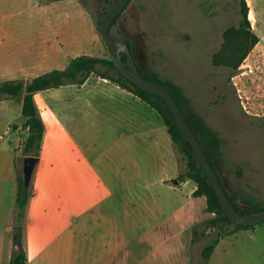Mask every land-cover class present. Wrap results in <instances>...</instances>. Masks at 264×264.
I'll return each mask as SVG.
<instances>
[{"label":"rangeland","instance_id":"374dc122","mask_svg":"<svg viewBox=\"0 0 264 264\" xmlns=\"http://www.w3.org/2000/svg\"><path fill=\"white\" fill-rule=\"evenodd\" d=\"M112 1L0 0V81L28 82L52 68H64L82 53L112 57L99 29ZM248 4L252 29L259 38L255 44L247 40V54L235 69L215 65L212 59L233 45L224 32L241 23V0H129L111 27L132 42L144 70H156L178 82L193 107L225 138L226 162L219 172L240 205L245 204V196L264 200V0H248ZM90 76L103 78L96 72ZM96 86V79L85 88L68 83L39 90L35 99L48 124L39 156L57 154L61 126V133L70 134L67 150L91 158L102 182V175L112 172L106 164L110 139L90 125L96 121L104 127L109 120L84 110L85 93ZM21 109L22 96L0 95V142L13 151L15 161L17 155H24L21 147L28 134ZM178 152L183 171L186 161ZM39 161L30 185L33 192ZM18 170L23 176V164ZM170 207L157 211L161 220L173 212ZM206 207L205 196L193 195L182 212L151 227L139 220L136 205L128 206V217L125 207L117 205L112 211L119 215L117 223L96 225L92 219L89 230L83 229L91 238L77 264H264V221L241 229L235 223L214 225L210 219L215 214ZM20 224H27L26 213ZM220 233V242L205 261L204 246ZM23 247L27 249L25 241Z\"/></svg>","mask_w":264,"mask_h":264},{"label":"crops","instance_id":"0c3cea01","mask_svg":"<svg viewBox=\"0 0 264 264\" xmlns=\"http://www.w3.org/2000/svg\"><path fill=\"white\" fill-rule=\"evenodd\" d=\"M93 79L99 86L105 84L85 93L84 110L109 120L104 127L95 121L90 128L110 139L106 164L112 172H106V178L103 174L100 182L91 158L67 150L70 134L61 133L59 126L57 154L39 156L35 189L26 209L27 224H22L27 264H66L67 260L77 264L83 245L91 238L83 229L89 230L92 219L96 225L117 223L119 215L112 212L117 205L125 207L127 217L128 206L136 205L141 222L159 227L193 198L196 186L190 179L173 181L182 171L181 158L157 110L108 78L90 76L81 87L89 86ZM19 174L13 151L0 142V264H10L15 249ZM170 206L173 212L161 220L157 211Z\"/></svg>","mask_w":264,"mask_h":264},{"label":"trees","instance_id":"16d2710c","mask_svg":"<svg viewBox=\"0 0 264 264\" xmlns=\"http://www.w3.org/2000/svg\"><path fill=\"white\" fill-rule=\"evenodd\" d=\"M115 1L116 0L112 1V4ZM241 12L243 16L241 23L239 25L230 26L224 32L226 40L230 41L231 45H233H229L225 50L215 53L212 59L213 64H224L231 66L234 69L237 68L247 54L249 48L247 40L250 39L252 44H255L258 41L259 37L252 29V22L249 17L250 7L248 0H241ZM121 13L122 11L114 19L112 26L116 23ZM126 40L139 64V59L135 53V49H133L132 42L128 39ZM122 55L123 59L127 61L126 54L123 53ZM140 69L145 77L167 87L173 94L187 122L199 138L211 163L218 171L221 181L239 211L246 214L263 209L264 200H258L252 196H245V204L240 205L227 189L219 172V167L223 166L226 162L225 152L223 149L225 138L221 135L218 129L211 125L205 117L193 107L192 98L186 93L185 89L173 78L162 76L156 70L147 71L141 66ZM93 72H96L101 77L108 78L119 84L121 87L128 89L141 100L148 103L152 108L157 110L168 128L173 142L177 146L178 150L183 154V158L186 161V168L179 173L178 179H191L197 183L193 195L206 197L207 210L215 214V216L210 219L212 224L218 225L220 223H234L222 207L219 196L209 178L207 171L202 165L195 149L191 145L189 138L184 133L177 119L169 109L166 101L162 96L143 89L119 71L116 68L112 57L82 53L72 57L68 65L64 68H52L34 76L28 82H25V80L20 78H9L0 81V95L6 94L10 96H22L21 112L25 118L24 127L28 130L27 137L21 147L23 154L40 155L46 131V122L36 102L35 93L39 90L59 87L68 83H78L82 85ZM236 167L239 176H242V165L238 164ZM33 193L34 192L31 188H25L24 178L19 175L17 205L15 212L17 223H22L28 202ZM235 225L236 229L250 228L254 226L236 223ZM221 236L222 235L220 233L204 246L202 255L205 261L209 260L212 256L217 244L220 242ZM27 262L28 254L26 248L22 247L20 249L13 250L10 264H27Z\"/></svg>","mask_w":264,"mask_h":264},{"label":"water","instance_id":"95a60500","mask_svg":"<svg viewBox=\"0 0 264 264\" xmlns=\"http://www.w3.org/2000/svg\"><path fill=\"white\" fill-rule=\"evenodd\" d=\"M128 2L129 0H116L106 11L99 23V29L111 49L112 59L115 63L116 68L143 89L156 93L163 97L172 114L177 119L180 127L189 138L191 145L195 149L202 165L209 175V178L219 196L222 207L224 208L228 216L232 219V221L236 224L243 225H256L263 222L264 208L246 214L239 211L234 201L228 194L223 182L221 181L218 171L211 163L199 138L187 122L173 94L167 87L156 81L150 80L143 75L140 66L132 52V49L130 48L125 37L112 31L111 27L114 19L120 14L121 11H123ZM123 53L126 54L127 61L123 59ZM15 151L17 152L18 149L16 148ZM39 159V155L35 154L17 155L15 164H23L24 186L27 189L30 188L33 173ZM173 181L175 183H178L179 179L174 178ZM13 244L15 249H20L23 247V226L20 223L14 226Z\"/></svg>","mask_w":264,"mask_h":264},{"label":"flooded vegetation","instance_id":"af4514ba","mask_svg":"<svg viewBox=\"0 0 264 264\" xmlns=\"http://www.w3.org/2000/svg\"><path fill=\"white\" fill-rule=\"evenodd\" d=\"M133 46V49H134V45H132Z\"/></svg>","mask_w":264,"mask_h":264}]
</instances>
